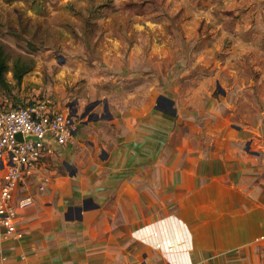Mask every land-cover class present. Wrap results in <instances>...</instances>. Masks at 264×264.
<instances>
[{
	"label": "crops",
	"instance_id": "1",
	"mask_svg": "<svg viewBox=\"0 0 264 264\" xmlns=\"http://www.w3.org/2000/svg\"><path fill=\"white\" fill-rule=\"evenodd\" d=\"M134 2L136 15L157 13L150 22L183 30L187 43L199 26L201 39L209 29L236 45L263 47L264 0H153L150 11L143 0ZM179 37L174 31L179 55L171 49L167 61L182 59ZM116 38L126 43L122 33ZM197 51L216 53L205 46ZM134 54L131 65L140 63ZM163 118L122 123V141L104 144L105 157L94 152L98 146L83 148L87 133L78 130L76 143L33 169L18 195L33 194L34 204L19 212L23 235L4 243L0 264H264V115L259 147L236 148L227 161L201 153L181 165L158 148ZM54 156L67 159V168L50 170Z\"/></svg>",
	"mask_w": 264,
	"mask_h": 264
},
{
	"label": "rangeland",
	"instance_id": "2",
	"mask_svg": "<svg viewBox=\"0 0 264 264\" xmlns=\"http://www.w3.org/2000/svg\"><path fill=\"white\" fill-rule=\"evenodd\" d=\"M134 1L0 0V42L12 54L35 61L24 84L9 93L0 89V111L42 99L62 111L71 110L68 103L78 100L82 113L86 105L101 100L93 109L100 119L87 115L76 122L80 133H90L80 140L82 147L98 146L94 152L104 157L109 153L101 151L107 149L104 144L114 146L122 141V123L129 127L135 116L142 118V126L151 117H166L160 121L158 148L169 151L171 164L176 160L186 164L189 158L192 163L201 153L213 161L220 157L227 161L236 148L243 152L259 147L263 140L264 44L245 41L249 46H239L230 35L218 31L219 39L209 29L201 39L199 26L192 28L187 43L183 30L152 24L157 13L136 15ZM152 1L143 0L146 10L150 11ZM164 14L162 18L171 19ZM200 29L206 31L205 26ZM174 31L181 33L182 59L167 61L171 49L179 55ZM119 33L126 43L116 38ZM203 46L216 53L198 55ZM132 52L140 63L133 60L130 64ZM105 98L109 112H104ZM53 158L48 161L50 170L69 165L65 158ZM1 169L0 165V175Z\"/></svg>",
	"mask_w": 264,
	"mask_h": 264
},
{
	"label": "built area",
	"instance_id": "3",
	"mask_svg": "<svg viewBox=\"0 0 264 264\" xmlns=\"http://www.w3.org/2000/svg\"><path fill=\"white\" fill-rule=\"evenodd\" d=\"M78 132L71 110L62 111L49 101L34 99L0 111V254L9 239H19V212L34 204L33 194L18 195L26 177L59 146ZM21 135V138L18 135Z\"/></svg>",
	"mask_w": 264,
	"mask_h": 264
},
{
	"label": "trees",
	"instance_id": "4",
	"mask_svg": "<svg viewBox=\"0 0 264 264\" xmlns=\"http://www.w3.org/2000/svg\"><path fill=\"white\" fill-rule=\"evenodd\" d=\"M35 61L32 57L12 54L10 47L0 42V89L9 93L14 87L20 86L25 75L33 70ZM12 73V80L8 74Z\"/></svg>",
	"mask_w": 264,
	"mask_h": 264
},
{
	"label": "water",
	"instance_id": "5",
	"mask_svg": "<svg viewBox=\"0 0 264 264\" xmlns=\"http://www.w3.org/2000/svg\"><path fill=\"white\" fill-rule=\"evenodd\" d=\"M74 102L77 103L78 100H75ZM99 103H101V100H95V101L89 103L88 105H86L85 111H84V113H82L80 115V117H82V118L86 117L87 116V113L90 112V111H92L96 107V105H98ZM103 103H104V110L106 112H109L108 101L105 99V100H103ZM71 114L73 116H75V117H78L79 116L78 108L76 107L74 110H71ZM88 118L89 119L97 120V119H100V116L97 113H91L88 116ZM101 118H105V116L104 115H101ZM18 137L21 138V135L19 134Z\"/></svg>",
	"mask_w": 264,
	"mask_h": 264
},
{
	"label": "flooded vegetation",
	"instance_id": "6",
	"mask_svg": "<svg viewBox=\"0 0 264 264\" xmlns=\"http://www.w3.org/2000/svg\"><path fill=\"white\" fill-rule=\"evenodd\" d=\"M74 101H75V100H74ZM74 101H70V102L68 103V106L71 108V110H74V109L77 107V108H78L79 116L76 117V119H77V118H81V119H82V117H80V115H81L82 113H84L85 110H84L82 113H80V112H79V107H78V102L75 103ZM104 112H105V110H104ZM91 113H94L93 110L90 111V112H88L87 115L89 116ZM84 118H85V117H84Z\"/></svg>",
	"mask_w": 264,
	"mask_h": 264
}]
</instances>
